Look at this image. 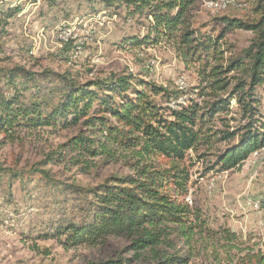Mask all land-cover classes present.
<instances>
[{
  "label": "trees",
  "instance_id": "16d2710c",
  "mask_svg": "<svg viewBox=\"0 0 264 264\" xmlns=\"http://www.w3.org/2000/svg\"><path fill=\"white\" fill-rule=\"evenodd\" d=\"M73 1L101 6L110 19L137 29L121 47L171 48L196 84L180 90L158 84L148 72L87 78L22 65L3 72V139L18 130L77 129L62 152L40 165L67 163L82 175L114 166L88 187L56 182L50 171L36 169L50 185L62 186L60 216L43 236L67 249L97 247L111 237L129 241L131 257L86 264H193L195 246L207 248L221 236L232 244L237 235L212 229L187 195L197 164L207 173L227 172L264 147V0H244L250 11L244 19L222 16L197 27L192 11L200 0ZM237 30L253 35L246 48L230 40ZM21 177L0 162V186L7 180L2 186L10 189ZM229 260L264 264V256L249 254Z\"/></svg>",
  "mask_w": 264,
  "mask_h": 264
},
{
  "label": "rangeland",
  "instance_id": "374dc122",
  "mask_svg": "<svg viewBox=\"0 0 264 264\" xmlns=\"http://www.w3.org/2000/svg\"><path fill=\"white\" fill-rule=\"evenodd\" d=\"M57 2L49 7L41 0H0V92L3 72L16 65L35 71L71 70L87 78L148 72L158 84L174 88L185 85L182 90L196 84L192 71L166 45L121 47L138 31L107 17L101 6L73 0ZM209 2L219 4L220 0H200L193 7L195 27L213 24L222 16L244 19L250 12L244 0H235L224 8H212ZM17 8L20 11L13 13ZM252 37L241 30L229 36L239 48L249 46ZM66 45L70 46L68 52L64 51ZM67 57L69 61L63 60ZM78 133L77 129L45 127L32 132L18 130L8 140L0 136V162L22 175L9 184L10 189L2 186L7 180L0 186V264H86L132 256L126 252L130 243L125 238L111 237L97 247L67 249L60 241L43 236L51 232L49 226L60 216L62 186L50 185L36 169L50 171L56 182L83 187L101 182L114 170L110 165L82 175L67 163L40 165L48 156L62 152L61 146ZM260 161L252 155L239 167L223 173H207L203 163L193 168L187 201L202 209L212 229L237 235L232 244L226 245L221 236L220 243L208 242L202 249L195 246L193 264H229L230 257L264 256V166Z\"/></svg>",
  "mask_w": 264,
  "mask_h": 264
},
{
  "label": "bare ground",
  "instance_id": "6f19581e",
  "mask_svg": "<svg viewBox=\"0 0 264 264\" xmlns=\"http://www.w3.org/2000/svg\"><path fill=\"white\" fill-rule=\"evenodd\" d=\"M230 3H231V0H220V3L219 4L216 3V6H218V8H224L225 6H227ZM253 157H254L255 160L256 159L262 160V153H254L253 154Z\"/></svg>",
  "mask_w": 264,
  "mask_h": 264
},
{
  "label": "built area",
  "instance_id": "2783aa9c",
  "mask_svg": "<svg viewBox=\"0 0 264 264\" xmlns=\"http://www.w3.org/2000/svg\"><path fill=\"white\" fill-rule=\"evenodd\" d=\"M210 6L212 8H216V3L217 2H209ZM235 3V0H231V5ZM185 85L179 86V89L181 90L182 87H184ZM255 153H262V160L260 161V166H264V147L258 151H256Z\"/></svg>",
  "mask_w": 264,
  "mask_h": 264
}]
</instances>
